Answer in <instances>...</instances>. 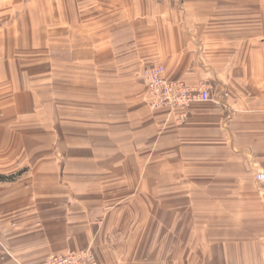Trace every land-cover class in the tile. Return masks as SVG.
<instances>
[{"label":"crops","instance_id":"obj_1","mask_svg":"<svg viewBox=\"0 0 264 264\" xmlns=\"http://www.w3.org/2000/svg\"><path fill=\"white\" fill-rule=\"evenodd\" d=\"M178 1L0 0V264H264V0Z\"/></svg>","mask_w":264,"mask_h":264},{"label":"built area","instance_id":"obj_2","mask_svg":"<svg viewBox=\"0 0 264 264\" xmlns=\"http://www.w3.org/2000/svg\"><path fill=\"white\" fill-rule=\"evenodd\" d=\"M149 106L155 110H168L177 123L184 122L190 106L210 102L213 99L211 87L205 83L186 86L181 81L169 80L165 77L164 67L159 63H151L144 73ZM264 181V175L257 176ZM40 264H99L90 250H79L59 255H50Z\"/></svg>","mask_w":264,"mask_h":264},{"label":"rangeland","instance_id":"obj_3","mask_svg":"<svg viewBox=\"0 0 264 264\" xmlns=\"http://www.w3.org/2000/svg\"><path fill=\"white\" fill-rule=\"evenodd\" d=\"M178 4L179 3H182L183 4V1H178L177 2ZM149 65V64H148ZM148 65H146V67L148 66ZM163 66V65H162ZM145 67V68H146ZM164 67V66H163ZM144 73H145V69H144V71H143V78H144ZM144 82H145V79H144ZM187 86V85H186ZM145 88H146V85H145ZM146 94H147V91H146ZM146 101H147V103H148V105H149V100H148V98L146 99ZM149 108H150V110H152V111H155V109H152L150 106H149ZM187 177H190V178H192L193 180H192V182H194V183H190L191 185H196L198 182H199V180L198 179H196V178H194V176H187ZM189 182V181H188ZM193 189H195V188H193Z\"/></svg>","mask_w":264,"mask_h":264},{"label":"trees","instance_id":"obj_4","mask_svg":"<svg viewBox=\"0 0 264 264\" xmlns=\"http://www.w3.org/2000/svg\"><path fill=\"white\" fill-rule=\"evenodd\" d=\"M1 179H4V177H0ZM10 179V177H8V178H6V180H9Z\"/></svg>","mask_w":264,"mask_h":264}]
</instances>
